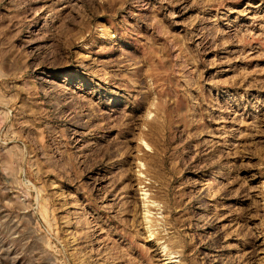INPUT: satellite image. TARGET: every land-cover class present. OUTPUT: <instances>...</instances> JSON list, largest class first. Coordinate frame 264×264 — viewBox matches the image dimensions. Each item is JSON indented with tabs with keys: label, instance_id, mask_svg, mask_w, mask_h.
Segmentation results:
<instances>
[{
	"label": "rangeland",
	"instance_id": "374dc122",
	"mask_svg": "<svg viewBox=\"0 0 264 264\" xmlns=\"http://www.w3.org/2000/svg\"><path fill=\"white\" fill-rule=\"evenodd\" d=\"M0 264H264V0H0Z\"/></svg>",
	"mask_w": 264,
	"mask_h": 264
},
{
	"label": "bare ground",
	"instance_id": "6f19581e",
	"mask_svg": "<svg viewBox=\"0 0 264 264\" xmlns=\"http://www.w3.org/2000/svg\"><path fill=\"white\" fill-rule=\"evenodd\" d=\"M146 212H148V211H146Z\"/></svg>",
	"mask_w": 264,
	"mask_h": 264
}]
</instances>
